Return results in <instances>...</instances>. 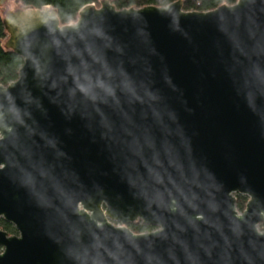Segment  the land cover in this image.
<instances>
[{"label": "water", "instance_id": "95a60500", "mask_svg": "<svg viewBox=\"0 0 264 264\" xmlns=\"http://www.w3.org/2000/svg\"><path fill=\"white\" fill-rule=\"evenodd\" d=\"M2 21L0 264H264V0Z\"/></svg>", "mask_w": 264, "mask_h": 264}, {"label": "trees", "instance_id": "16d2710c", "mask_svg": "<svg viewBox=\"0 0 264 264\" xmlns=\"http://www.w3.org/2000/svg\"><path fill=\"white\" fill-rule=\"evenodd\" d=\"M17 6L32 7L34 9H43L48 6L56 11L60 25L74 23L77 20L79 11L86 5L93 4L96 8L100 7V0H12ZM178 0H110V3L116 9L142 8L145 6L165 7ZM182 10L185 12H207L216 9L221 5H233L237 0H181ZM7 38L2 15L0 14V84L7 86L15 81L18 71L23 61L13 51L7 50L4 43ZM248 198L242 195H235V207L238 213L245 209ZM129 229L135 233H147L155 230L154 227L146 226L141 221L129 225ZM260 231L264 230V223L258 226ZM0 230L6 232L9 236L16 235L15 228L0 220Z\"/></svg>", "mask_w": 264, "mask_h": 264}, {"label": "rangeland", "instance_id": "374dc122", "mask_svg": "<svg viewBox=\"0 0 264 264\" xmlns=\"http://www.w3.org/2000/svg\"><path fill=\"white\" fill-rule=\"evenodd\" d=\"M100 1H101V0H100ZM16 8H18V6L15 5V4L13 3L12 0H8L7 5H5L4 7H2V8L0 9V14L3 15L7 10H14V9H16ZM263 231H264V230H263Z\"/></svg>", "mask_w": 264, "mask_h": 264}, {"label": "flooded vegetation", "instance_id": "af4514ba", "mask_svg": "<svg viewBox=\"0 0 264 264\" xmlns=\"http://www.w3.org/2000/svg\"><path fill=\"white\" fill-rule=\"evenodd\" d=\"M114 225H116V224H114ZM131 225V224H130ZM129 227V226H128Z\"/></svg>", "mask_w": 264, "mask_h": 264}, {"label": "built area", "instance_id": "2783aa9c", "mask_svg": "<svg viewBox=\"0 0 264 264\" xmlns=\"http://www.w3.org/2000/svg\"><path fill=\"white\" fill-rule=\"evenodd\" d=\"M0 252H1V250H0Z\"/></svg>", "mask_w": 264, "mask_h": 264}]
</instances>
